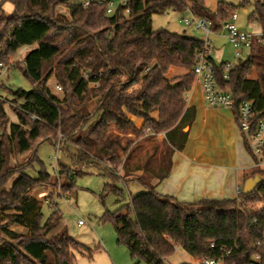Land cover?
<instances>
[{
	"label": "trees",
	"instance_id": "16d2710c",
	"mask_svg": "<svg viewBox=\"0 0 264 264\" xmlns=\"http://www.w3.org/2000/svg\"><path fill=\"white\" fill-rule=\"evenodd\" d=\"M129 1L127 16L121 9L109 16L104 5L84 8L80 0L0 1V61L6 69L21 68L10 59L20 49L36 46L24 58L23 70L34 88H2L17 106V122L8 125L5 103L0 101V264H75V252L83 248L66 234L53 235L59 214L52 210L45 220L43 210L49 197L40 201L34 196L58 186L37 157L42 144L53 145L60 134L64 155L68 146L76 150L68 157L76 172L58 160L59 175L65 177L64 193H71L77 175L93 169L109 180L101 196L104 200L111 194L123 196L119 182L144 184L139 179L126 181L129 172L119 175L130 148L122 136L164 134L172 148L171 158L187 143L188 131L184 130L193 124L195 109L187 108L185 97L195 85L193 68L205 44L186 32L154 30L153 16L190 11L208 19L211 31L219 33L235 11L218 3L217 11L211 12L204 0ZM8 3L14 8L11 15L3 9ZM248 4L255 7L250 22L258 23L264 34V6L257 0ZM207 61L216 69L219 91L232 97L238 128L243 101L253 104L255 123L258 116L264 117V43L230 72L229 80L224 79L225 63L217 65L208 57ZM259 67L260 74L250 79ZM171 68L187 74L170 81L167 74ZM52 78L64 91L62 97L46 87ZM135 86L140 89L129 92ZM91 104L96 105L93 111H89ZM155 113L157 118L152 117ZM32 116L37 119L33 121ZM130 117L144 125L139 128ZM243 142L250 154L245 136ZM29 154L32 171L35 165L40 167L36 177L26 170L9 169L12 158ZM170 170L171 160L166 172L155 177L163 181ZM14 173L19 177L6 192L3 187ZM251 173L249 178L264 177V169ZM144 185L145 192L131 196L115 214L103 218L112 223L118 243L128 248L135 264H166L176 246L194 259L253 264L258 256L264 264V182L253 193L241 191L235 199L189 205ZM13 227L26 233L19 234Z\"/></svg>",
	"mask_w": 264,
	"mask_h": 264
},
{
	"label": "rangeland",
	"instance_id": "374dc122",
	"mask_svg": "<svg viewBox=\"0 0 264 264\" xmlns=\"http://www.w3.org/2000/svg\"><path fill=\"white\" fill-rule=\"evenodd\" d=\"M250 1L252 0H205V4L211 9L216 7L218 3H225L231 6L239 17L236 25L241 31L260 34L261 28L249 20L255 12V7L252 4H248ZM188 4L191 6L190 1H188ZM3 9L7 15H11L14 11L13 6L9 3L5 4ZM185 19L192 21L190 11H186L183 14L169 11L164 15H154L152 27L154 30L163 29L176 34L186 32L188 35H192L194 38L203 41L204 34L193 28L186 27L183 23ZM219 33L221 34V32ZM220 34L214 33L209 36V39L212 41L210 55L218 62L228 61L230 63H237L234 49L226 38L218 36ZM261 45V43L255 45L252 53L256 49L261 48ZM34 49H36L34 46L24 47L10 59L12 65L21 66V68L10 67L0 72V101L5 103L4 108L9 119L8 125L17 122L14 109L17 106L12 105L11 98L6 95V92L2 88L11 90L22 89L25 91H31L34 88L32 82L23 73L25 55ZM245 60L246 54L244 53L242 61ZM261 71V67L256 69L250 76V79L257 78ZM167 75L170 81L177 79L172 73ZM57 85V81L52 78L48 81L46 87L53 95L62 97L64 91H57L55 89ZM91 87L96 88L95 85H91ZM138 89H140V86H135L129 92ZM95 106L91 104L89 111H93ZM152 117L157 118V114H153ZM130 118L132 121L135 119L133 117ZM135 121L139 128L144 125L140 120L135 119ZM184 131L187 132L188 128ZM122 139L123 143H130L128 161L125 167L123 164L119 174L124 177L127 175L126 172H129V177L126 178V181L139 179L144 184L151 185L154 182L155 175H161L166 172L171 160L172 148L164 134L154 135L145 132L141 138H136L133 134H127L122 136ZM54 143L53 145L50 143L42 144L39 147L37 157L43 163L46 171L53 177L52 180L58 181V186L51 190H40L34 194L35 198L40 201H45L46 197H49V201H45V208L43 210L45 220L50 216L52 210L57 211L59 214V224L53 235L66 234L83 246L82 249L75 252V264H135V261L131 259L128 248L118 243V237L112 223L104 222L103 218L105 215L115 214L121 206L126 205L130 201L131 196L145 192V185L140 182H130L127 185L119 182L117 187L123 190V196L119 197L118 195L111 194L102 200L101 196L109 180L99 176L97 171L87 169L84 170V173L75 177L74 188L71 193H64L61 186L65 182V177H61V175L56 176L59 173V164L56 161L57 151ZM67 148L69 150L68 154L64 155L63 150L58 154L59 163L70 171L76 172L77 169L73 167V163L68 159L70 155L76 154V150L71 146ZM31 156L32 154L12 158L9 162V169L13 171L18 169H22V171L26 170L28 174L36 177L40 167L39 165H35V169L32 171L33 168L31 169L32 166H30ZM136 170H140V173H136ZM18 177L19 175L14 173L7 180L3 190L9 192ZM257 207L260 208L261 205ZM79 221H83L84 226H79ZM12 230L19 234L26 233L25 230L17 227H13ZM166 264L198 263L197 259L192 258L182 248L176 246L174 256L167 259Z\"/></svg>",
	"mask_w": 264,
	"mask_h": 264
},
{
	"label": "crops",
	"instance_id": "0c3cea01",
	"mask_svg": "<svg viewBox=\"0 0 264 264\" xmlns=\"http://www.w3.org/2000/svg\"><path fill=\"white\" fill-rule=\"evenodd\" d=\"M217 6L211 9L205 4L214 13ZM254 23L261 28L258 23ZM218 36L226 38L222 34ZM204 41L205 37L202 42ZM211 49L212 41L207 52L211 61L217 65L228 62L216 61L210 55ZM169 73L177 78L187 74L176 68H171ZM185 101L187 108L195 109V120L188 129L187 143L183 151L172 156L170 175L163 181L155 177L149 187H153L158 194L185 205L203 200L235 199L255 168L253 158L245 149L233 112L227 108L209 107L204 99L202 85L197 80ZM133 121L136 122L135 119ZM139 171L136 173H140Z\"/></svg>",
	"mask_w": 264,
	"mask_h": 264
},
{
	"label": "built area",
	"instance_id": "2783aa9c",
	"mask_svg": "<svg viewBox=\"0 0 264 264\" xmlns=\"http://www.w3.org/2000/svg\"><path fill=\"white\" fill-rule=\"evenodd\" d=\"M264 6V0H257ZM84 8L97 4L99 6H106V13L109 16L116 14L118 10H122L124 16L130 14L131 3L129 0H80ZM191 13V12H190ZM192 21L185 19L184 25L188 28H193L201 32L205 36L204 52L200 53L196 58V63L193 68V73L196 80L202 85L204 99L207 105L211 108H227L232 111L233 100L229 93H222L217 86V73L215 67L207 61V52L210 49L211 41L209 36L213 34L211 31L212 23L206 18L196 17L191 13ZM239 17L236 13L232 14L230 21L223 25L221 34L225 36L228 43L232 46L235 52V60L237 63L227 62L224 64V79L229 80L230 72L242 61L244 53L246 57L252 53L255 45L264 43V34H251L241 31L236 22ZM6 67L0 61V71L3 72ZM55 89L59 92L62 91L60 86ZM256 112L253 104L249 101L241 102L239 106V130L242 136L248 140L250 147V155L254 160L255 169H264V117L258 116V122L255 123ZM31 119L35 121L37 118L32 116ZM62 135H59L58 141L55 143L57 151L56 161H58V154L62 149ZM59 176V173L56 175ZM241 191H238V195ZM79 226H84L83 221H79ZM253 264H260V257L254 258ZM198 264H221L214 260H200L197 259Z\"/></svg>",
	"mask_w": 264,
	"mask_h": 264
},
{
	"label": "water",
	"instance_id": "95a60500",
	"mask_svg": "<svg viewBox=\"0 0 264 264\" xmlns=\"http://www.w3.org/2000/svg\"><path fill=\"white\" fill-rule=\"evenodd\" d=\"M176 84H173L172 87H174ZM264 182V177L260 176V175H256L253 178H248L244 185H243V189H242V193L244 195H248L254 192V190L256 189V187Z\"/></svg>",
	"mask_w": 264,
	"mask_h": 264
}]
</instances>
